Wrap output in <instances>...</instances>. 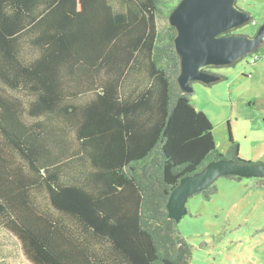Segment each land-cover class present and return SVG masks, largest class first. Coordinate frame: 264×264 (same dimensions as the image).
I'll return each instance as SVG.
<instances>
[{"label":"trees","instance_id":"1","mask_svg":"<svg viewBox=\"0 0 264 264\" xmlns=\"http://www.w3.org/2000/svg\"><path fill=\"white\" fill-rule=\"evenodd\" d=\"M180 1L0 0V228L32 264H191L172 190L252 163L179 85Z\"/></svg>","mask_w":264,"mask_h":264},{"label":"rangeland","instance_id":"2","mask_svg":"<svg viewBox=\"0 0 264 264\" xmlns=\"http://www.w3.org/2000/svg\"><path fill=\"white\" fill-rule=\"evenodd\" d=\"M254 21L238 29L253 35L264 24V0H238ZM167 21L159 20L162 28ZM251 59H255L256 62ZM225 78L213 85L193 83L191 101L213 124L222 155L230 136L242 161L264 162V51L247 54L231 66L216 68ZM207 200L196 193L178 229L193 246L191 264H264V179L220 177ZM0 264H32L18 239L0 228Z\"/></svg>","mask_w":264,"mask_h":264},{"label":"water","instance_id":"3","mask_svg":"<svg viewBox=\"0 0 264 264\" xmlns=\"http://www.w3.org/2000/svg\"><path fill=\"white\" fill-rule=\"evenodd\" d=\"M237 2L181 0L171 12L169 23L177 30L175 47L181 65L178 82L185 93L193 92L195 82L213 85L219 80L209 68L231 66L264 45V24L253 35L234 32L252 17ZM227 176L264 179V162L240 163L224 158L182 177L167 202L169 216L179 223L188 214L186 204L192 195Z\"/></svg>","mask_w":264,"mask_h":264},{"label":"built area","instance_id":"4","mask_svg":"<svg viewBox=\"0 0 264 264\" xmlns=\"http://www.w3.org/2000/svg\"><path fill=\"white\" fill-rule=\"evenodd\" d=\"M251 60L255 62V59H251Z\"/></svg>","mask_w":264,"mask_h":264}]
</instances>
